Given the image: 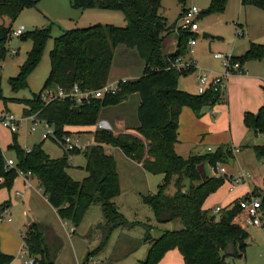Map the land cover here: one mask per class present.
<instances>
[{"label":"trees","instance_id":"16d2710c","mask_svg":"<svg viewBox=\"0 0 264 264\" xmlns=\"http://www.w3.org/2000/svg\"><path fill=\"white\" fill-rule=\"evenodd\" d=\"M228 1L209 0L199 17L223 13ZM38 2L0 0V61L7 55V44L14 30L13 21L24 9L34 7ZM178 2L183 5L185 0ZM71 4L81 10L121 11L126 25L119 27L97 23L61 32L54 38L49 52L50 70L41 90L31 98L14 100L24 105V115H36L38 119L48 122L54 127L55 136L61 138L74 135L66 127L95 126L103 107L116 106L128 96L138 94L140 103L135 130L140 137L95 129L93 143L85 150L65 151L62 156L52 158L43 149V142L27 150L19 144L18 135L13 134L12 143L7 147L14 154L13 167L6 166V158L0 149V189H11L19 172H29L37 179L58 216L70 221L74 228L80 226L91 206L99 204L104 220L97 226L105 233L99 246L87 254L88 259L106 246L114 230L134 225L114 202V198L121 193V187L116 160L108 153V147L118 148L130 159L142 163L148 173L163 176L155 193L141 197L153 212L156 222L165 224L179 221L181 224L174 230H158L155 237L150 234L149 225L144 224L146 232L143 241L147 242L148 250L139 264H158L172 249H178L184 264H228L229 258L244 257L249 233L235 218L242 210L240 201L248 195L222 208L218 219L211 210L203 208L207 197L225 183L226 177L216 172L217 165L234 159V149L229 144L221 145L215 150L187 158L175 151L182 109L188 107L199 116L204 107H212L225 99L223 96L226 92L212 87L198 94L178 88L179 78L193 73L195 67L178 70L171 64L176 58L186 55L188 40L196 33L177 28L176 23L169 26L167 18L160 13L162 0H71ZM242 4L264 10V0H242ZM173 31H176V50L167 53L164 51V41ZM50 37L51 26L26 31L19 36L21 40L32 43L18 73L9 78L13 92L28 87V77L40 63ZM119 45L134 49L143 60L144 69L140 77L120 80L114 94H107L103 98L91 97L79 104L69 96L43 101L42 94L48 89L60 88L69 93L75 84L80 90L103 87L108 83L115 49ZM233 59L241 65L248 61L264 60V44L251 42L243 55L233 56ZM243 121L255 136H264V103L256 113L245 112ZM252 148L256 157L264 161V143L254 144ZM78 154L84 155V169L88 173L80 181L67 172L71 166V156ZM203 163L213 169L214 175H201L200 165ZM186 180L189 182L187 187ZM171 183L175 192L168 194L167 188ZM253 195L261 199L264 227V192L256 189ZM3 211L2 208L0 216ZM23 242L26 253L33 256L38 264H55V254L39 224H29ZM12 260V255L0 249V264H10Z\"/></svg>","mask_w":264,"mask_h":264},{"label":"rangeland","instance_id":"374dc122","mask_svg":"<svg viewBox=\"0 0 264 264\" xmlns=\"http://www.w3.org/2000/svg\"><path fill=\"white\" fill-rule=\"evenodd\" d=\"M176 5V0L162 1L160 13L167 18L169 26L175 23L177 25L179 13L176 10ZM196 6L199 9L202 3L197 2ZM81 11L83 10L72 6L71 0H39L36 6L24 9L13 21L14 29L23 25L27 32L36 28L51 26V37L47 41L40 63L28 77V87L18 92L12 91L9 78L18 73L19 66L26 59L27 52L30 50L32 42L30 40H21L16 36H13L9 40L7 44V55L5 59L1 61L2 65L0 66V87L2 94V98H0V109L6 107L17 117L24 116V105L14 99L31 98L34 93H38L41 90L50 70L49 52L53 46L54 38L59 36L61 32L76 27H87L97 23L113 24L119 27H124L126 25L125 17L121 11L96 9L91 10L92 12H86L96 13L95 15L89 16V14H87L86 17L79 18L78 15ZM240 14L242 17H246V19L238 21L240 20ZM88 16L92 18L87 20L86 18ZM196 21L199 25V29L194 37L195 44L192 47L194 53L190 54L187 51V58H195L196 65H217L221 67L220 61L214 58V53L221 52L226 55L241 56L246 52V47L248 46L249 48L251 42L264 44V38L258 35V22L255 17L253 14H249L245 12V10L239 8L238 5H232L228 10L225 9L223 13L201 16L196 19ZM6 23H8V21ZM238 24H241L242 28L246 30L245 34H238L240 29V25ZM203 33H208L211 36L204 37ZM172 36H174V34H168L164 41L165 52H168L166 49L167 42ZM13 50L17 52L14 54ZM185 57L186 55L182 56L183 61H188L185 60ZM196 71H198V68ZM196 71L187 76H181L180 80L188 81V85H192L195 81ZM182 81H180V83H182ZM179 89L184 90L182 88ZM107 109L115 113L116 108L109 107ZM30 126L31 124L29 121H24L19 128L18 141L23 146L30 145L31 139L35 141L41 136L42 125L34 132H29ZM77 134L78 133H76V136L80 137L82 143L88 141L89 143H93L92 133ZM262 137L263 139L258 141L259 143H264V136ZM10 142L11 137L8 132H4L3 129L0 128V144L6 158L14 157L13 152L7 148ZM42 145L43 149L52 156H62L63 154V148L51 138L45 139ZM110 149L111 151L113 150V148ZM240 149L244 151L248 148L242 146ZM114 154L116 155L117 153L115 152ZM233 160L234 159L230 160L224 165L229 167L232 165ZM85 161L83 154L71 156V166L67 169V172L75 180H82L88 174L85 170L81 171L80 169L81 166H84ZM207 165V163L200 165L202 176H204L202 167L207 172ZM119 171L122 183V197L117 199L114 198V201H118L117 205L124 208L129 218L137 214L140 218L139 220L149 221L148 218L151 217V223H154L156 220H154L155 217L151 209L138 198L139 194L135 196V189L133 188L135 186L141 188L144 185V190L150 189V193L153 194L157 191V186L161 183L163 176L160 174L155 175L148 173L147 177L149 180L147 183L145 178H141V180L136 182H131L129 179V170L123 169L121 163H119ZM188 183L189 182L186 180V187ZM167 192H169V194L175 192L173 183L169 185ZM122 202H124L128 208L125 207V205L123 207ZM92 207H99L103 219L100 205L96 204ZM10 208L8 214L12 219L11 225L14 226L17 229V233L22 234V236H25L28 224L31 222L30 220L36 221L38 218L42 224H45L44 227L39 225L42 227L44 234L46 232L49 234V236H47V242L50 243L52 251L56 254V264H81L82 262L87 264L85 260L87 254L99 246L102 236L105 233L101 227L99 228V226H97L100 222V219H97V216H100L96 211L97 208H94L95 210L92 208L89 212H86L82 223L77 228H74L70 221L61 220L49 204H45L38 199L32 204H29L27 200H22V198L13 196V203ZM144 210L152 214L148 215ZM213 214H215L216 219L219 218L218 213L213 212ZM239 220H241V217ZM155 223L159 225V223ZM176 223L181 227L179 221H172L162 224L161 230H174L177 228ZM6 225L9 226L10 224L3 221L2 226L6 228ZM244 225L248 226L247 224ZM48 226H52L54 229L55 237H51L52 232L49 229H45ZM143 228L132 226L130 228L121 227L114 230L106 246L93 257V260H90V264H95L96 261H98L99 264H139V261L145 258V252L148 246H143L144 241L140 238L141 232L146 231V229ZM73 229H76L75 232H73ZM248 229L250 230V236L247 239L245 256L242 258H229L227 259L228 264H264V227L263 225L260 227L248 226ZM150 234L156 235L158 233L156 229L151 228ZM15 264H24V261L21 259L16 261Z\"/></svg>","mask_w":264,"mask_h":264},{"label":"crops","instance_id":"0c3cea01","mask_svg":"<svg viewBox=\"0 0 264 264\" xmlns=\"http://www.w3.org/2000/svg\"><path fill=\"white\" fill-rule=\"evenodd\" d=\"M176 1H177L176 10L179 13L178 14L179 18L182 14V11H184L185 9L191 6H196L197 2L202 3L201 8H199L201 11L204 8H206L209 3V0H185L184 4L182 5L178 2V0ZM232 5L235 6L238 5L239 8L245 10V12H248L249 14H253L256 21L258 22L257 25L258 35L264 38V10L251 5L244 6L242 4V0H229L226 9L228 10V8H231ZM254 8H256L257 10ZM91 10H96V8L85 9L79 13L78 17L84 18L87 16V14H89V16L95 15L96 13H86V12H92ZM89 16L86 18L87 20H90L92 18ZM244 19H246V17H242L240 14V20L238 21H242ZM238 25H240V30L244 31L245 34L246 30L242 28L241 24ZM171 34H174V36H172V38L167 42V46H166V49L168 50L167 53L175 52L177 46L176 31L171 32ZM246 48L248 49V46ZM187 54L188 52L186 53L185 60L192 59V58H187ZM231 56H235V55H231ZM193 60L195 61V65H194L195 71L198 68V71H196L194 83L192 85H188L187 83L188 81H182L180 80L181 78L180 77L178 81V86L179 88L184 89V91H187L192 94H198L199 91H198L197 76L203 71L209 72L211 75H218L222 73L223 68L222 65H220L221 67H218L217 65H196L195 58H193ZM143 69H144V62L141 59V57L138 55V53L134 49H129L125 46L119 45L115 49V55L109 73L108 84H115L118 83V81L124 79L125 80L137 79L142 75ZM180 81H182V83H180ZM263 85H264V61L263 60L248 61L243 65V72L234 74L229 77L226 86V93L223 96L225 97V99L223 101L215 104L212 107H204L199 116H197L188 107H184L182 109V112L179 117L177 142L175 144V151L177 154H179L184 158H187L190 155L201 154L203 152L208 151L209 149L215 150L221 145L229 144L231 145L232 149H234L235 157L232 162V165H230L229 167L223 164L226 169V174L230 176L237 175L241 172H247L248 174L246 180L238 186H232L231 183L226 180L225 183L216 192L212 193L207 197L203 205L204 209H209L213 211L217 206L221 208H225L229 206L234 200L237 199L239 200L246 194L254 192L257 188L259 189V191L264 192V161L256 157L255 152L252 148V145L259 143L258 141L262 140L263 137L255 136L251 131H249L246 128L243 121L245 112L256 113L258 109L263 105L264 103ZM139 103H140L139 95L132 94L128 96L126 100H124L122 103L116 106L103 107L100 111L99 120L107 121L111 125L114 134L130 133L140 137L139 133L136 132L135 130V128L137 127V109ZM109 107L116 108L115 113L111 112L110 109H107ZM2 108H6V107H2ZM2 129L4 132H8V134L10 135L11 142L8 144L10 145L12 143V134L6 129L4 128ZM95 129H96V125L66 127V130L71 131L72 134L75 135L76 133H78L77 135H79V133H87V132L92 133L91 134L92 138H93V131H95ZM29 132L31 131L29 130ZM17 135L19 139V131ZM41 142H44V139L42 138V132H41V136L37 140L33 141L31 139L30 145L23 146L20 144V142L19 144L25 149H30L34 144H38ZM242 146L247 147L248 149L242 151V149H240ZM110 148H113L114 151L113 150L111 151ZM0 149L3 151L1 144H0ZM64 152L65 151L63 150V154ZM115 152L117 153L116 155L114 154ZM108 153L112 154L116 160L117 171L120 180L121 193L115 199L122 197V183H121V176L119 171V163H121L123 169L129 170L130 173L129 179L131 182H136L138 180H141V178H145V181L147 183V181L149 180L147 177L148 172L143 168L142 163L130 159L118 148L108 147ZM48 154L52 158L60 157V156H52L50 153ZM85 164L84 166H81L80 168L81 171L85 170L84 169ZM207 168L208 169L206 172V170L202 167V171L204 175L207 176L214 175V171L213 169H211L209 165H207ZM26 178L30 181L31 183L30 186H28L27 183L25 182ZM133 189H135L134 190L135 196L139 194L138 197L139 199H141L142 195L150 193V189L144 190V185L141 188H137L135 186ZM167 193L169 194V192ZM13 196L22 198V200L25 199L29 204H32L35 200L38 199L43 201L45 204H49V206H51L47 200V197L43 194L37 179L32 175H27V174H24V176L19 175L17 178H15L11 189H7V188L0 189V211L2 208L4 209V211L1 214L3 218L0 219V249L3 253L13 256V260L10 264H15L16 261L23 259L21 255L24 254L23 253L24 236H22V234L20 233H17V229L11 225L12 219L8 214V211L10 212L11 209L10 208L11 204L13 203ZM114 202L117 205L118 201L115 200ZM4 203L6 204L4 207H2ZM122 205L124 207L125 205L124 202H122ZM117 206L119 210L127 218V220L130 223H134L133 226L139 228L144 227L146 229V226L144 224H148L150 228L156 229L157 233L158 230H161L162 224L157 225L155 223L156 221H154V223H151L152 222L151 217L148 218L149 221L139 220L140 218L139 216H137V214L136 216L129 218L124 208L120 207V205ZM125 207H127V205H125ZM51 208L56 212V210L52 206ZM92 208L93 209L97 208L96 211L97 213L100 214V216H97L98 217L97 219H100L99 223L103 222L104 219H102L101 217L99 207L91 206L87 212H89ZM144 212L148 215L153 213L152 211H151L152 213H147L148 211L145 210ZM7 218H10L11 221H8ZM3 221L9 223L11 226L6 225V228L3 227L2 226ZM30 221H31L30 223L35 222L37 224L42 225V227H44L45 225L42 224L38 218L36 221L33 220ZM235 221L238 223L237 219ZM240 225L243 228H245L248 231V233H250L248 226H253V225L245 226L242 223ZM45 229H49L52 232L51 237L56 236L52 226L51 227L48 226ZM75 230H73V232H75ZM145 232L146 231L141 232L140 238L143 239ZM45 235L46 237L49 236L48 232H46ZM157 235L158 234L153 236L155 237ZM48 245L50 246L49 242ZM145 245L146 246L148 245L147 242H143V246ZM147 250H148V246L146 248L145 255L147 253ZM93 257L94 256H91L88 259L87 258L85 259L87 261V264L88 263L90 264V260ZM55 264H56V254H55ZM81 264L84 263L82 262ZM158 264H184V260H183V256L178 251V249H172L164 255V257L162 258V260H160Z\"/></svg>","mask_w":264,"mask_h":264},{"label":"built area","instance_id":"2783aa9c","mask_svg":"<svg viewBox=\"0 0 264 264\" xmlns=\"http://www.w3.org/2000/svg\"><path fill=\"white\" fill-rule=\"evenodd\" d=\"M201 11L196 6H191L184 10L181 14L180 18L177 21V28L182 30H189L197 34L199 29V25L196 19L199 18ZM26 31L25 26H19L12 31V37H19L22 33ZM239 35H243L244 31H238ZM195 44V38L192 37L188 40L187 48L190 54H193V46ZM17 51L13 50L15 54ZM215 59H218L222 65L223 71L218 75H211L209 72L203 71L197 76L198 81V91L199 93H203L207 88H214L215 90L226 92L227 81L230 76L243 72V65L237 60L233 59V56L226 55L221 52H217L213 54ZM0 61V66H1ZM195 65V61L190 59L188 61H183L182 57H178L171 64V67L176 68L178 70H187L191 66ZM122 81H125L122 80ZM118 90V83L115 84H105L103 87L96 90H80L79 86L75 84L69 93L65 92L63 89H48L43 92L42 99L45 102L54 100V99H62L67 96L72 97L75 103H82L84 100H88L91 97L95 98H103L107 94H114ZM24 121H29L31 126L29 130L34 132L37 128L42 125V138L45 140L47 138L56 139L57 143L63 148L64 151H83L89 145V142L82 143L80 138L76 135H65L61 138H57L55 136L54 127L51 126L48 122L44 120H40L36 117V115H24L23 117H17L14 113H12L7 108L0 109V128H4L8 130L12 135L17 134L19 128L21 127ZM96 129L103 130H112L111 125L105 120H99L96 123ZM29 150V149H27ZM210 150V149H209ZM15 165V160L13 158H6V166L13 167ZM217 174L224 175L226 180L231 183L232 186H238L242 184L246 178L248 177L247 172H241L237 175L230 176L226 174V169L224 165H217ZM24 174L31 175L29 172H19V175L24 176ZM18 175V176H19ZM1 181V180H0ZM25 182L28 186L31 185L30 181L26 178ZM19 194V193H17ZM248 195L245 199L240 201V205L242 207L241 212L236 216L235 220H238L239 224H247L253 226H261L262 225V204L261 199L252 193L246 194ZM221 207H216L213 212L219 213L221 211ZM241 217V220L239 218ZM3 216H0L2 219ZM8 221H11L10 218H7ZM21 257L23 258L24 264H38L36 259L33 256H30L23 250ZM93 260V258L91 259ZM95 264H99L98 261Z\"/></svg>","mask_w":264,"mask_h":264},{"label":"water","instance_id":"95a60500","mask_svg":"<svg viewBox=\"0 0 264 264\" xmlns=\"http://www.w3.org/2000/svg\"><path fill=\"white\" fill-rule=\"evenodd\" d=\"M203 36H204V37H209V36H211V35H209L208 33H203ZM75 108H77V106H76Z\"/></svg>","mask_w":264,"mask_h":264}]
</instances>
